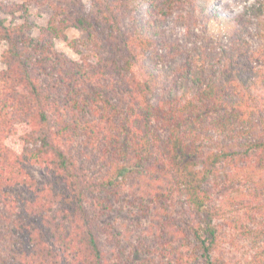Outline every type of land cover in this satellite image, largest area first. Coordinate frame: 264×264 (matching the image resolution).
<instances>
[{
  "label": "trees",
  "instance_id": "16d2710c",
  "mask_svg": "<svg viewBox=\"0 0 264 264\" xmlns=\"http://www.w3.org/2000/svg\"><path fill=\"white\" fill-rule=\"evenodd\" d=\"M212 1L201 18L225 26L229 45L196 32L192 15L166 27L175 0L147 1L145 19L132 0H49L39 37L0 19V264H195L190 251L229 264L213 254L222 230L250 243L242 264H264V51L250 41L264 37V1L234 16L212 15ZM70 27L94 53L56 51ZM121 187L166 219L159 255L143 241L125 247L130 232L109 218L108 193ZM220 189L226 203L214 204ZM174 199L185 226L167 224Z\"/></svg>",
  "mask_w": 264,
  "mask_h": 264
},
{
  "label": "rangeland",
  "instance_id": "374dc122",
  "mask_svg": "<svg viewBox=\"0 0 264 264\" xmlns=\"http://www.w3.org/2000/svg\"><path fill=\"white\" fill-rule=\"evenodd\" d=\"M147 1L152 0H132V5L138 7L136 11L137 17H140L142 19L146 18L145 8L149 5ZM159 1L162 2L163 0ZM175 1L176 4L179 5V8L175 9L173 16H171L167 20L166 27L171 29V27L173 26L174 18L177 15H192L194 16L192 26L194 27V30L196 32L203 33L206 30V34L212 37V41L214 43L221 42L226 45L232 43V34L229 30L226 29L225 26L219 25L215 21L212 22L208 27L204 24L201 18L202 14L200 12L202 7L206 3V0ZM257 1L259 0H213L210 4L209 11L212 13V15L220 13L226 16H234L235 14L243 11L246 5L254 4ZM48 2L49 0H0V5H2L4 9H8V11L15 10L16 13L15 16H7L0 10V19H5L8 25H20L28 23V25L32 27V35L34 37H39L42 29L49 26L53 16V11L49 7ZM87 7L88 10L92 9L89 3L87 4ZM259 21V27H261V31L264 35V15L259 19ZM250 27L251 30L256 31V33L260 31L257 19L252 20ZM64 32L67 35V40L59 38L54 41V48L59 54H63L65 57L76 61L79 60L82 56L94 53L95 46L94 44H92V42H90L88 34L85 31L70 27L66 28ZM175 32L179 36L183 35L182 29H176ZM250 41L255 53L264 51V37L261 39L257 37L250 38ZM7 48V43H0V70L4 69V65L2 63V55L7 50ZM261 59V66L264 67V56H262ZM101 167L103 168V171L106 170V167L103 165V163L98 162L96 169L100 170ZM131 181L132 179L127 178L121 186L125 185L126 187H130ZM118 191L120 192V194L118 195H115L114 189H111L108 193L114 206V212L110 214L109 218L112 220V223L115 224V227H118L117 231H121V233L125 231L130 232V239L125 243V247L131 244V242L135 246H137L141 241H143L145 242V245L150 246L151 250H153V252H151L152 254L156 253L155 256L159 255L160 251H158L156 248L162 247L160 243H164L163 245H165L168 238L166 235L167 228L165 227L163 229H158L156 228V224H162L161 222L166 221V219L156 221V209H154L153 207L150 210H147L146 208L145 210L143 209V207L141 206L142 202L149 197L142 199L141 195L138 194L137 197L139 198V200H137L136 197L133 198L131 196L130 192L126 190V188H122ZM221 192H223V190L220 189L218 190L217 195L216 192L213 194L215 202L214 204H219L218 201H224L220 198L222 197V195L219 196ZM153 198L157 197L153 196ZM146 202L150 203L149 200H146ZM224 203H226V201H224ZM172 205H174L170 207L172 216L169 219L170 222H167V224H170L172 223V221L176 220L178 223L185 226L186 219H184L183 216H180L178 213L181 212L178 200L174 199ZM136 217L140 218V221L138 223ZM221 224L222 228L225 229V226H223L224 222H222ZM150 231H152L153 233H150ZM226 233L228 234H225V230H222L220 239L218 241V246L213 252L214 256L224 263L226 262L229 264H242L248 255L246 246L249 247L250 243L243 241V243H240L238 246H236V242L233 240V236H231L230 234L232 232H230V230H226ZM162 234L163 236H161ZM155 235L162 238L158 240ZM182 245L184 246V251H186L187 249L192 250L194 248V245L190 242H185ZM166 248L168 250L172 249L168 246ZM193 252L194 253H192L191 251L188 252V255L190 256L189 260L195 264H203V258L199 257L197 251ZM129 259L130 258H128V260ZM133 259V264H140V261L136 257L133 256ZM162 261H165L163 257Z\"/></svg>",
  "mask_w": 264,
  "mask_h": 264
}]
</instances>
